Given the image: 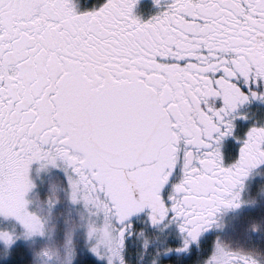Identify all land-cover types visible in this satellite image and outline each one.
I'll use <instances>...</instances> for the list:
<instances>
[{
  "label": "snow or ice",
  "instance_id": "obj_1",
  "mask_svg": "<svg viewBox=\"0 0 264 264\" xmlns=\"http://www.w3.org/2000/svg\"><path fill=\"white\" fill-rule=\"evenodd\" d=\"M136 3L0 0V264H264V0Z\"/></svg>",
  "mask_w": 264,
  "mask_h": 264
},
{
  "label": "flooded vegetation",
  "instance_id": "obj_2",
  "mask_svg": "<svg viewBox=\"0 0 264 264\" xmlns=\"http://www.w3.org/2000/svg\"><path fill=\"white\" fill-rule=\"evenodd\" d=\"M99 3L100 0H77V4L81 8L92 7L93 5H98ZM164 6L165 0H159V3H157L156 0H137L134 10L141 18L146 19ZM247 110L249 111L250 117L252 118H264V103L253 101L248 106ZM249 123H251V119L237 120L236 131L242 132ZM227 145L229 149H231L233 152L235 151L236 142L231 137L228 138ZM261 189H264V165H261L259 168L255 169L253 173L248 177L245 193L246 198L254 199L255 193L259 192ZM235 212L237 211L225 210L222 213L221 223L223 225H226V227L222 232L219 233V235H221L224 239L231 233ZM216 235L217 233L215 232V230H210L209 232H207L204 238L205 243H209V241L212 240V238H214Z\"/></svg>",
  "mask_w": 264,
  "mask_h": 264
},
{
  "label": "rangeland",
  "instance_id": "obj_3",
  "mask_svg": "<svg viewBox=\"0 0 264 264\" xmlns=\"http://www.w3.org/2000/svg\"><path fill=\"white\" fill-rule=\"evenodd\" d=\"M241 215H242V213L240 211L235 212L234 219H235L236 216H241ZM229 236L228 237H225V240L227 242L231 243V242H233V239H234V237H233V231L232 230H231V233L229 234ZM247 246L250 247V248H252L253 250H255V251H257L259 253V248L255 247V245L252 244L251 242L248 243Z\"/></svg>",
  "mask_w": 264,
  "mask_h": 264
},
{
  "label": "trees",
  "instance_id": "obj_4",
  "mask_svg": "<svg viewBox=\"0 0 264 264\" xmlns=\"http://www.w3.org/2000/svg\"><path fill=\"white\" fill-rule=\"evenodd\" d=\"M211 242V240L209 241V243Z\"/></svg>",
  "mask_w": 264,
  "mask_h": 264
}]
</instances>
